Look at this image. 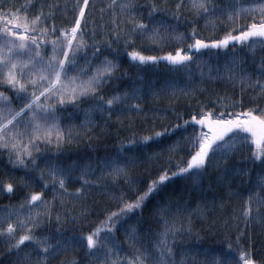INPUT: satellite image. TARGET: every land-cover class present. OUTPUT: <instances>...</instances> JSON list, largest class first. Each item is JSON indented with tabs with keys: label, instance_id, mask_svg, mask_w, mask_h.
Returning <instances> with one entry per match:
<instances>
[{
	"label": "snow or ice",
	"instance_id": "obj_1",
	"mask_svg": "<svg viewBox=\"0 0 264 264\" xmlns=\"http://www.w3.org/2000/svg\"><path fill=\"white\" fill-rule=\"evenodd\" d=\"M0 200V264H264V0H0Z\"/></svg>",
	"mask_w": 264,
	"mask_h": 264
},
{
	"label": "trees",
	"instance_id": "obj_2",
	"mask_svg": "<svg viewBox=\"0 0 264 264\" xmlns=\"http://www.w3.org/2000/svg\"><path fill=\"white\" fill-rule=\"evenodd\" d=\"M160 70L161 71L163 70V65H161ZM150 71H154V70H150ZM177 107H179V105H177ZM111 143H112V141L109 140L108 144L111 145ZM71 151H73L79 155H86L89 150L84 145H72ZM141 171H143V169H141ZM209 197L211 198V193H209ZM97 199H100V197H97ZM5 202H6V200H0V203H5ZM150 208H151V203L149 204V209ZM149 209H146V211H148ZM230 210H231L230 207H227L225 209V211H230ZM94 212H95V209H94ZM209 222H211V218L209 219ZM195 223H196V227L201 230L202 240L196 241L193 238L190 241V243H200V244H203L205 246H215L219 243V236L216 233L209 232L208 229L205 227H202L199 222H195ZM121 238H122V234H121Z\"/></svg>",
	"mask_w": 264,
	"mask_h": 264
}]
</instances>
